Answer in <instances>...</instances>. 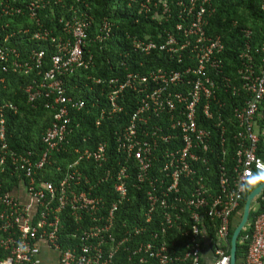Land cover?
Returning a JSON list of instances; mask_svg holds the SVG:
<instances>
[{
	"label": "built area",
	"instance_id": "built-area-1",
	"mask_svg": "<svg viewBox=\"0 0 264 264\" xmlns=\"http://www.w3.org/2000/svg\"><path fill=\"white\" fill-rule=\"evenodd\" d=\"M62 3L0 0V91L6 89L8 75L30 74V82L20 88L27 103L46 98L54 112L52 124L42 135L43 149L36 155L9 147L5 114L15 113L16 108L11 102H0V248L9 254V258L0 259V264H37L42 243L59 253V264H202L205 247L212 252V264H229L230 219L238 211L254 172L264 175V162L256 156L259 139L255 118L264 98V43L255 50L262 64L256 72L248 44L251 31H243L246 41L236 72L239 83L234 84L222 71L221 37L206 33L214 13L211 0H142L140 12L152 15L151 19L159 25L171 21L173 24L157 36L159 41L128 36L133 51L143 55L162 52L170 62L179 64L186 60L187 65L180 70L154 69L145 75L127 72L121 81L116 77L106 81L110 106L100 110L96 125L121 113L118 100L124 90L140 95L127 125L115 132L117 151L126 165L118 161L115 169L105 168L104 143L93 148L73 147L75 160L65 170L56 169L61 178L54 184L39 174L54 163L52 155L64 152L69 144L71 109L78 112L85 108L83 100L74 101L67 96L64 78L78 70H88L94 62L92 53L86 50L93 24L86 10L65 8L71 14L58 19L62 35L53 36L51 30L42 27L38 12L47 5ZM260 11L264 18V0ZM25 14L33 28L19 22L12 29L9 21L1 22ZM112 31V24L103 20L89 41L103 43ZM24 36H29L30 41L51 43L54 52L45 71L43 50L32 49L26 54L10 44L13 39L18 43L17 39ZM218 91L243 93L247 97L243 106L233 112L237 125L235 163L231 170L217 166L215 193L206 187L197 167L208 162L211 138L207 129L198 126L196 114L200 112L206 120L214 121L213 126L221 129L223 144L225 129L219 119L213 120L212 107L223 105L216 98ZM155 161L160 162V175L150 173ZM87 164L91 165L90 170ZM131 178L135 183H146L144 225L117 228L115 213L130 198ZM10 180H15L12 192L3 191V185ZM184 181L191 182V187H186ZM105 184L109 186L99 189ZM258 199L251 210L255 215L237 242L247 246L244 264H264V196L261 194ZM63 210L75 224L82 222V216L87 217L85 228L72 235L77 243L65 251L58 245L57 234L58 215ZM205 217L214 230L212 248ZM170 230H177L183 238L182 251L169 252L166 239ZM120 249L125 258L120 255L116 263Z\"/></svg>",
	"mask_w": 264,
	"mask_h": 264
},
{
	"label": "trees",
	"instance_id": "trees-1",
	"mask_svg": "<svg viewBox=\"0 0 264 264\" xmlns=\"http://www.w3.org/2000/svg\"><path fill=\"white\" fill-rule=\"evenodd\" d=\"M22 1V0H17ZM25 1V0H23ZM142 0H62L60 6L53 4L47 5L46 8L38 12V19L45 29L51 30L53 36L62 35L61 26L58 19L61 17H68L65 8L73 6L77 11L86 10L92 17L93 24L88 32L90 39L96 35L103 20H108L112 26L113 31L111 36L103 43L91 42L88 39L86 50L90 51L94 57L93 66L88 70H78L72 75L64 78V86L67 96L74 101L83 100L85 108L76 111H70V128L72 133L69 136V144L66 145L65 151L52 155L54 163L45 166L40 172L39 177L43 180H48L56 184L61 178V173H57V168L65 170L66 166L75 160L76 156L73 147L93 148L99 143H104L106 146L107 163L106 167L116 168V163L120 161L122 165H126L125 158L117 151L115 144V132L125 127L127 122L135 110L140 95L126 89L118 100L119 106L122 107L120 114L112 118H105L96 125L101 109L110 106L107 94L110 88L106 81L111 78L122 80L124 74L127 72L139 73L141 75L147 74L150 70L175 69L180 70L187 65L185 60L177 64L162 52H153L150 55H143L139 52L133 51L131 42L127 39L130 37H137L145 39L146 37L159 41L157 36L162 30H169L173 22H163L161 25L157 24L155 20L151 19L152 15L140 12V2ZM169 1V0H168ZM262 0H211L214 13L209 20L206 28L208 35H218L221 37L224 44V50L220 55L223 64V74L228 76L234 84H238V76L236 74L239 67L238 56L244 49L245 38L243 31L250 30L251 37L248 41L250 51L253 55V60L258 68L262 65L260 62V55L255 53L264 43V18L260 11V4ZM64 8H63V7ZM86 8V9H84ZM174 10V8L172 7ZM5 18L1 22L9 21L10 27L16 28L18 23H23L25 26L33 28L34 24L27 18V15H22L14 20ZM29 36L19 37L18 43L16 40H11L10 44L21 48L26 54L32 50H43L45 52L44 65L42 70L45 71L50 66V59L53 55L54 49L49 41L35 42L28 40ZM32 75L16 76L8 75L6 81V89L0 91V102H11L16 112L8 111L5 114V129L7 143L11 149L32 151L38 155L43 149L42 135L45 130L52 124L54 120V112L49 107V99L42 98L34 104H29L23 91L20 89L22 85L30 82ZM100 79L101 83L95 81ZM246 94L239 93L232 95L231 93H224L218 91L216 98L223 105L213 106L214 116L213 120L219 119L220 124L224 127V142L220 143V128L213 126L214 121L206 120L203 115L198 112L196 114V122L200 128H205L210 132V151L206 154L208 160L205 166L197 165L199 174L203 176L206 187L216 193L217 190V174L218 165H223L226 169L231 170L234 165V155L237 149L236 145V131L237 125L233 118L234 109L243 106ZM256 124L258 125V143L256 148V156L264 162V136L262 131L264 129V98L260 105L259 112L256 115ZM131 164V162H129ZM91 169V165H85ZM160 162L155 161L151 174L159 173ZM133 177V176H132ZM264 181V175L259 172H254L244 194L238 211L234 212L230 219V229L228 234V243L231 240L234 227L238 223L244 201L249 192ZM186 182V187H191V182ZM129 186V200L115 213L117 228L124 226L144 225V213L146 210V202L144 199V191L146 183H135L134 178L128 181ZM15 185V180H10L3 185L2 190L12 192V186ZM111 185V184H110ZM136 186L133 188L132 186ZM109 184L101 185L107 187ZM184 184H182V187ZM264 196V192L262 193ZM259 199H257V202ZM107 202H110L108 200ZM107 208V207H106ZM255 213L250 211L249 221L253 218ZM59 227L57 234L59 238L58 245L61 251H65L68 247H72L77 243L76 238L72 235L79 234L81 229H84L87 217L82 216V222L75 224L73 219L69 216L66 210H63L59 215ZM155 223H158V212L153 214ZM83 224V225H82ZM204 224L209 234L210 247H213L214 230L212 222L205 217ZM209 225V229H208ZM243 233H240L239 237ZM145 237H147L145 235ZM169 252L182 251L184 247V240L177 230H170L167 236ZM247 246L237 243L236 250V264H244V258ZM229 253V249L227 251ZM125 253L123 249L115 257V262L118 263V258ZM9 258V254L0 248V259Z\"/></svg>",
	"mask_w": 264,
	"mask_h": 264
},
{
	"label": "water",
	"instance_id": "water-1",
	"mask_svg": "<svg viewBox=\"0 0 264 264\" xmlns=\"http://www.w3.org/2000/svg\"><path fill=\"white\" fill-rule=\"evenodd\" d=\"M264 191V181L253 188L249 194L247 195L243 207H242V212L240 219L236 226L234 227L233 233L231 235V240H230V251H229V264H236V250H237V241L239 238V235L241 231L244 229L246 224L249 221V215L250 211L253 208V205L259 198V196L262 194Z\"/></svg>",
	"mask_w": 264,
	"mask_h": 264
},
{
	"label": "crops",
	"instance_id": "crops-1",
	"mask_svg": "<svg viewBox=\"0 0 264 264\" xmlns=\"http://www.w3.org/2000/svg\"><path fill=\"white\" fill-rule=\"evenodd\" d=\"M256 132H259L258 125L256 124ZM259 134V133H258ZM264 136V129L262 131ZM60 256L59 253L45 244H41L40 254L37 260V264H59ZM213 255L211 250L208 247H205L203 250L202 264H212Z\"/></svg>",
	"mask_w": 264,
	"mask_h": 264
},
{
	"label": "clouds",
	"instance_id": "clouds-1",
	"mask_svg": "<svg viewBox=\"0 0 264 264\" xmlns=\"http://www.w3.org/2000/svg\"><path fill=\"white\" fill-rule=\"evenodd\" d=\"M249 222V221H248ZM238 242V241H237Z\"/></svg>",
	"mask_w": 264,
	"mask_h": 264
}]
</instances>
